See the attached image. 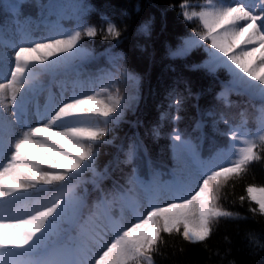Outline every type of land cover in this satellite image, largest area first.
I'll use <instances>...</instances> for the list:
<instances>
[{
    "label": "snow or ice",
    "instance_id": "snow-or-ice-1",
    "mask_svg": "<svg viewBox=\"0 0 264 264\" xmlns=\"http://www.w3.org/2000/svg\"><path fill=\"white\" fill-rule=\"evenodd\" d=\"M24 6L25 0L0 4V15L8 18L0 21V264H155L166 237L204 244L221 220L242 218L224 208L221 198L230 181L264 160V0H208L191 11L182 0V18L199 21L203 31L170 55L183 58L203 46L208 58L195 67L229 74L217 99L232 107L234 93L259 107L251 129L245 112L239 123L230 124L224 116L213 120L214 133L228 142L210 148L206 157L200 152L202 121L195 141L174 130L170 139L178 166L167 180L154 170L142 178L136 165L120 175L119 164L97 171L100 148L113 143L128 104L111 94L100 76L87 74V91L85 82L74 80L70 94L57 80L59 69L77 78L84 74V61L94 57L82 41L98 35L119 40L116 25L102 17L107 27L98 31L86 22L92 6L74 4L76 26L67 30L60 24L70 18L63 14L66 6L48 4L40 7L50 34L34 39L40 24L28 22ZM53 15L57 19L49 22L47 16ZM141 31L147 34L149 25ZM120 59L110 56V61ZM42 75L50 78L47 84L39 80ZM57 83L60 91L54 93ZM220 122L229 125L228 131L219 130ZM137 149H143L139 142L122 163L132 164ZM89 172L91 192H77ZM245 191L240 202L249 201L256 206L249 211L264 216V186L248 185Z\"/></svg>",
    "mask_w": 264,
    "mask_h": 264
},
{
    "label": "trees",
    "instance_id": "trees-1",
    "mask_svg": "<svg viewBox=\"0 0 264 264\" xmlns=\"http://www.w3.org/2000/svg\"><path fill=\"white\" fill-rule=\"evenodd\" d=\"M5 0H0V4ZM182 0H25L23 16L32 25L40 24L34 35H49L44 23L46 13L42 16L40 6L48 4L65 5L62 9L67 19L60 24L64 29L72 30L76 26L74 4H88L94 9L86 17L88 25L95 26L98 31L107 27V17L120 30L119 40L109 38L102 40L98 35L93 40L85 39L94 59L84 61V74L79 78L74 73L65 75L63 79L70 84L76 79L87 81V74L93 77H106L109 73L120 78L124 94L133 93L136 98L128 105L121 121L115 126L113 143L100 148L97 160V171L103 167L116 168L124 173L136 165L138 174L146 178L150 171L162 173V179H170V173L178 166L172 148L170 136L174 130L191 137L194 141L200 135L197 122H203L205 139L200 149L201 156L206 157L209 149L226 144L227 138L214 133L213 120L224 116L230 124L239 123L240 113L245 112L248 128L255 127L254 114L257 108L245 103V98L231 94L232 107H225L217 99L223 84L227 83L229 74L218 69L215 74H208L201 65L208 58L204 47L194 48L183 58H173L175 51L184 41L203 31L199 21H185L180 15ZM189 10L208 3V0H186ZM216 2V0H213ZM57 19L55 15L47 16L49 22ZM0 21L8 22V18L0 15ZM149 25L147 34L141 26ZM203 43V42H202ZM110 56H120V60H111ZM76 63H80L77 61ZM11 68H9V71ZM125 72L136 77L127 81ZM124 83V84H123ZM126 98V95H125ZM181 101L176 105L175 101ZM214 116H207V112ZM179 119H174V117ZM217 127L221 132L228 131L229 125L220 122ZM159 136L153 135V130ZM215 140V145L213 144ZM143 145L137 149V158L132 164L122 163L127 152L135 148L136 143ZM146 150V156L143 155ZM187 159V157H184ZM150 166V167H149ZM92 173H86L83 183L77 192L87 188L90 192ZM110 183V181H105ZM248 185L264 186V160L249 167V171L240 178L229 182L223 189L221 204L224 208L239 213L242 218L224 219L214 225L213 234L204 244L192 245L180 236L166 237L167 245L163 255L155 256V264H264V216L252 213L250 208L256 207L241 196H246Z\"/></svg>",
    "mask_w": 264,
    "mask_h": 264
},
{
    "label": "rangeland",
    "instance_id": "rangeland-1",
    "mask_svg": "<svg viewBox=\"0 0 264 264\" xmlns=\"http://www.w3.org/2000/svg\"><path fill=\"white\" fill-rule=\"evenodd\" d=\"M259 6H260V5H258V7H259ZM33 38L35 39V38H38V37L35 36V37H33ZM5 51H6L7 53H11V49H7V50H5ZM60 76H61V75H59V76L57 77V80H58V82H63L62 80H60V78H61ZM102 78H103V82H104L105 86L108 87L109 92H111V94H113V95H117V94H118L119 96L123 97V98L125 99V101L127 102L128 105H129V103L131 104L132 101L136 98V96H135L133 93H131V95H130V94H124V91L122 90L121 81H120V78H119L118 76L111 74V82H110L109 76L102 77ZM49 79H50V78H49L48 76H46V75H42V76L39 77V80H40L41 82L45 83V84L48 83ZM126 80H127V81H130V79H128V76H126ZM57 84H58V87L55 88L54 93H58V92L60 91L59 83H57ZM123 84H124V83H123ZM66 87H67L68 90H69L66 94H70V91H71L73 85H72V86H67V85H66ZM96 87H97V90H98V85H97ZM87 90H88V86H87V84H86V82H85V91H87ZM125 95H126V98H125ZM39 102H40L41 104H43V103H44V100L41 99ZM127 108H128V107H127ZM127 108H126V109H127ZM126 109H125V110H126ZM124 112H125V111H124Z\"/></svg>",
    "mask_w": 264,
    "mask_h": 264
}]
</instances>
